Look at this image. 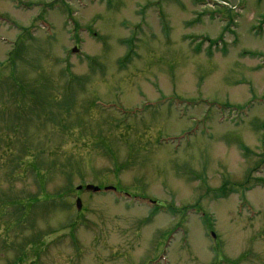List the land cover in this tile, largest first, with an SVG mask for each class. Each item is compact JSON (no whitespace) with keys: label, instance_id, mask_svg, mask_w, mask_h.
<instances>
[{"label":"rangeland","instance_id":"1","mask_svg":"<svg viewBox=\"0 0 264 264\" xmlns=\"http://www.w3.org/2000/svg\"><path fill=\"white\" fill-rule=\"evenodd\" d=\"M0 264H264V0H0Z\"/></svg>","mask_w":264,"mask_h":264},{"label":"water","instance_id":"2","mask_svg":"<svg viewBox=\"0 0 264 264\" xmlns=\"http://www.w3.org/2000/svg\"><path fill=\"white\" fill-rule=\"evenodd\" d=\"M76 51H77V48H75V49L73 50V52H76ZM81 188H82V187L79 186V189H81ZM86 189H87V190H90V191H93V192H97V191L100 190V188H99L98 186H95V185H92V184H88V185L86 186ZM110 189H114V190H115L114 187H110V186L106 187V190H110ZM76 205H77L78 210H80V209H81V206H82V202H81L80 199H77V201H76Z\"/></svg>","mask_w":264,"mask_h":264}]
</instances>
